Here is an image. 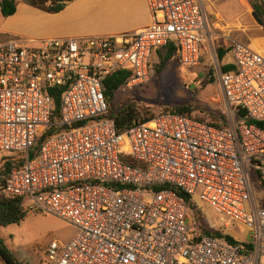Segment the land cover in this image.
<instances>
[{"label": "built area", "instance_id": "2783aa9c", "mask_svg": "<svg viewBox=\"0 0 264 264\" xmlns=\"http://www.w3.org/2000/svg\"><path fill=\"white\" fill-rule=\"evenodd\" d=\"M146 1L142 30L0 43V153L23 160L3 190L77 229L51 242L45 264H264V129L254 123L264 121V55L233 43L235 69L218 70L223 127L170 111L121 132L108 118L111 75L148 84L169 45L182 69L216 58L205 0ZM182 193L228 219L224 237L206 234L219 231L195 221Z\"/></svg>", "mask_w": 264, "mask_h": 264}, {"label": "rangeland", "instance_id": "374dc122", "mask_svg": "<svg viewBox=\"0 0 264 264\" xmlns=\"http://www.w3.org/2000/svg\"><path fill=\"white\" fill-rule=\"evenodd\" d=\"M247 9L253 0H245ZM207 8V2L205 0ZM246 13V11H243ZM250 17V15H249ZM3 17L0 9V22ZM255 22H243L249 29L248 32L240 33L245 38L242 40L253 49L264 47V33L253 30ZM256 38V44H251L246 39ZM225 43L220 41L216 48V58H207L199 67L182 69L177 60L173 59L167 65L158 70L160 57L157 53L152 59V79L148 84L136 85L132 88L122 87L116 94V104L125 100H135L139 104L140 116L146 118L147 112L159 115L170 112L178 106L192 105L193 117L206 121L221 119L224 116V102L221 96L218 70L227 64V57L220 61L218 51ZM213 93L212 98L207 100L208 94ZM0 153V170L4 159ZM2 179V178H1ZM259 189V187H258ZM198 210L202 213L201 222L204 226H215L216 231H225L222 225L228 222L226 217L220 218L217 213L207 205L196 202ZM231 230L245 237L241 231L232 226ZM77 234V229L54 217L37 212H28L26 219L18 225H10L0 228V235L14 256L23 264H45V252L51 242L61 241L69 243Z\"/></svg>", "mask_w": 264, "mask_h": 264}, {"label": "crops", "instance_id": "0c3cea01", "mask_svg": "<svg viewBox=\"0 0 264 264\" xmlns=\"http://www.w3.org/2000/svg\"><path fill=\"white\" fill-rule=\"evenodd\" d=\"M17 1L19 4L16 14L0 22V43L9 39L38 43L46 39L122 35L142 30L151 23L146 0H76L58 13L47 12L45 8L51 2L45 3V0ZM206 2L205 9L215 54L220 41L225 43L222 48L229 51L235 42L247 45L242 42L245 37L240 35L249 31L243 22H255L253 30L264 33V28L254 17L252 5L247 9V1L206 0ZM246 39L251 44H256V38ZM256 50L264 55V47ZM226 57L229 63L231 61L229 52ZM206 96L209 100L213 93Z\"/></svg>", "mask_w": 264, "mask_h": 264}, {"label": "trees", "instance_id": "16d2710c", "mask_svg": "<svg viewBox=\"0 0 264 264\" xmlns=\"http://www.w3.org/2000/svg\"><path fill=\"white\" fill-rule=\"evenodd\" d=\"M76 0H45V3L51 2L45 10L49 13H58L64 10L67 5ZM17 0H0V9L4 18L11 17L16 14L18 8ZM252 7L254 10V17L258 24L264 28V0H253ZM229 49L220 48L218 51V58L220 61L225 60ZM160 57V64L158 66V70L163 69L167 63L173 59L176 60V48L173 45H169L167 47L162 48L158 51ZM235 69L234 65H223L221 67V73H228ZM131 71H119L115 74L111 75L106 83L105 95L109 105V114L108 118L114 120L116 127L119 131H124L127 128H130L135 121L140 118L139 113V104L135 100H125L122 101L119 105L116 104V94L117 92L125 86L128 79L131 77ZM60 90L55 88L51 90V94L54 98V113L52 117V122L54 124H58L60 122V112H61V98H60ZM173 112H177L183 115H188L193 117L194 107L192 105H184L178 106L172 109ZM147 117L145 120H150L155 115L147 112ZM241 117H245V113H240ZM199 120H203L198 118ZM224 121V118L209 120L208 122L217 127H223L221 121ZM205 121V120H203ZM260 128L264 129V121L263 122H254ZM57 131V128L53 126V128L46 134L49 136ZM38 149V148H36ZM131 165H136L135 163L128 161ZM23 165V160L16 159L15 156L6 157L4 159V164L2 169L0 170V228L8 227L10 225H18L21 224L27 217L28 211L25 207V202L20 198L9 197L3 190V186L6 178L15 170ZM2 178V179H1ZM189 207L194 213L195 221L198 224H202V213L198 210L196 203L192 200L191 197L181 194ZM206 234L213 237H224L220 232L213 233L205 231ZM227 240L232 243H235V240L230 236H225ZM0 264H23L20 262L12 253V251L8 248L5 243V240L0 235Z\"/></svg>", "mask_w": 264, "mask_h": 264}]
</instances>
